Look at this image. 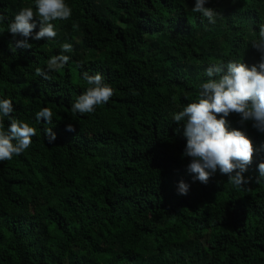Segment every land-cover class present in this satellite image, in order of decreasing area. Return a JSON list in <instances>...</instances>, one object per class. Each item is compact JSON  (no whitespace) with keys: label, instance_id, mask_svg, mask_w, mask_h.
Returning <instances> with one entry per match:
<instances>
[{"label":"trees","instance_id":"16d2710c","mask_svg":"<svg viewBox=\"0 0 264 264\" xmlns=\"http://www.w3.org/2000/svg\"><path fill=\"white\" fill-rule=\"evenodd\" d=\"M194 3L65 0L71 19L53 21L55 38L29 37L30 49L12 51L23 37L7 24L22 8L35 11V0H0V99L37 130L28 149L0 162V264H264V132L226 117L254 148L248 183L235 188L218 169L207 184L193 181L183 122L173 121L196 101L212 63L258 64L251 42L264 0H207L214 24ZM60 54L69 61L48 71ZM84 72L101 73L115 91L81 115L71 104L89 87ZM44 107L51 123L35 118Z\"/></svg>","mask_w":264,"mask_h":264},{"label":"clouds","instance_id":"9594fccd","mask_svg":"<svg viewBox=\"0 0 264 264\" xmlns=\"http://www.w3.org/2000/svg\"><path fill=\"white\" fill-rule=\"evenodd\" d=\"M207 0H195L192 12L207 18L209 23H215L216 11L205 7ZM72 9L65 0H35V11L25 7L7 24V32L23 39L16 40L15 47L10 44L12 51L16 48L30 49L33 40L50 39L57 36L56 20L71 19ZM7 17L0 13V23ZM39 22V30L34 32ZM252 47L260 53L258 64L248 66L237 61L212 63L207 67L205 75L209 78L199 85V93L195 102L189 103L173 116L177 124L183 122L186 144L182 156L190 158L187 171L193 181L207 184L210 177L217 171L229 177L228 182L235 188H241L248 183L242 175L252 162L253 145L246 133L237 128L229 130L226 119L230 114H237L238 123L243 127L245 122H251L252 127L264 132V24L259 25L258 38L251 42ZM72 45L64 43L62 52H70ZM67 55H53L47 61L48 71L63 68L69 61ZM35 75L44 80L50 79L47 72L40 67L35 68ZM89 87L71 104V111L81 115L92 113L97 106L109 102L114 95V89L105 82L101 73L89 75L83 73ZM13 102L11 99H0V162L11 160L21 155L31 146L32 137L37 130L12 115ZM50 108H41L35 114L37 121L52 122ZM4 117L8 118L5 128ZM219 117V118H218ZM69 132L75 131L71 123L66 125ZM48 143L55 140L51 129L44 130ZM264 147V145H262ZM257 183L264 179V162L258 164ZM189 185L180 181L178 193L186 195Z\"/></svg>","mask_w":264,"mask_h":264}]
</instances>
